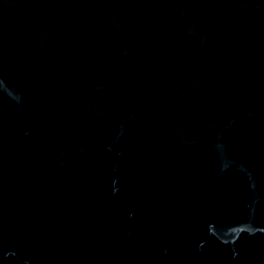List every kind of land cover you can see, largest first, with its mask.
I'll return each instance as SVG.
<instances>
[{
    "label": "water",
    "instance_id": "95a60500",
    "mask_svg": "<svg viewBox=\"0 0 264 264\" xmlns=\"http://www.w3.org/2000/svg\"><path fill=\"white\" fill-rule=\"evenodd\" d=\"M0 264H264V0H0Z\"/></svg>",
    "mask_w": 264,
    "mask_h": 264
}]
</instances>
